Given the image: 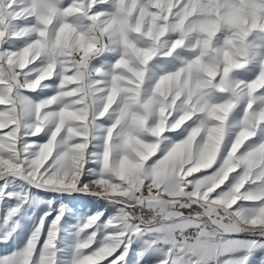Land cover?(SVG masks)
Instances as JSON below:
<instances>
[{
  "label": "snow or ice",
  "instance_id": "6c2138e0",
  "mask_svg": "<svg viewBox=\"0 0 264 264\" xmlns=\"http://www.w3.org/2000/svg\"><path fill=\"white\" fill-rule=\"evenodd\" d=\"M0 264H264V0H0Z\"/></svg>",
  "mask_w": 264,
  "mask_h": 264
},
{
  "label": "rangeland",
  "instance_id": "374dc122",
  "mask_svg": "<svg viewBox=\"0 0 264 264\" xmlns=\"http://www.w3.org/2000/svg\"><path fill=\"white\" fill-rule=\"evenodd\" d=\"M0 107H2V106H0ZM4 248H5L4 245H0V255H3V253H4Z\"/></svg>",
  "mask_w": 264,
  "mask_h": 264
}]
</instances>
